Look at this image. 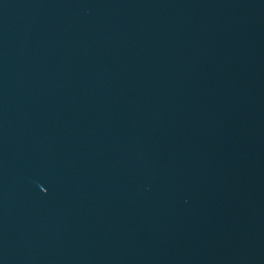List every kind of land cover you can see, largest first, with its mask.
Listing matches in <instances>:
<instances>
[{
    "label": "water",
    "instance_id": "1",
    "mask_svg": "<svg viewBox=\"0 0 264 264\" xmlns=\"http://www.w3.org/2000/svg\"><path fill=\"white\" fill-rule=\"evenodd\" d=\"M0 264H264V0H0Z\"/></svg>",
    "mask_w": 264,
    "mask_h": 264
}]
</instances>
